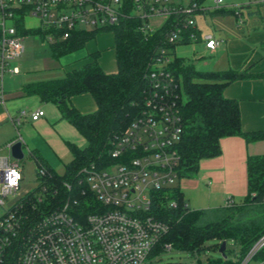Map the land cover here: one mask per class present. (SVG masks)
<instances>
[{
  "label": "built area",
  "instance_id": "obj_1",
  "mask_svg": "<svg viewBox=\"0 0 264 264\" xmlns=\"http://www.w3.org/2000/svg\"><path fill=\"white\" fill-rule=\"evenodd\" d=\"M220 8L221 0H214ZM204 8L196 0H133L130 9L123 0H0V99L5 101L6 75L20 72L15 63L25 51L17 19L33 15L40 26L52 28L48 42L66 38L76 28L117 24L121 19L143 20L140 29L154 32L167 24L166 45H159L149 63L143 108L121 132L113 136L111 161L90 162L75 175L82 195L95 197L93 211L77 216L78 193L69 181L56 184L45 180L46 169H38V182L21 193L23 168L11 147L25 141L20 132L23 118H41L45 111L20 109L10 115L18 135L7 143L8 154H0V206H9L0 216V264H142L163 242L170 224L155 214V208H176L175 187L180 182L179 142L184 132L180 85L170 70L175 54L168 44L187 39L202 40L215 51L222 40L201 36L195 15ZM135 12V13H134ZM162 22L154 23L156 19ZM159 21V20H158ZM26 26V22H25ZM30 155L38 161L31 149ZM20 174L9 186L8 173ZM264 246L262 235L239 264H248ZM264 264V260H259Z\"/></svg>",
  "mask_w": 264,
  "mask_h": 264
},
{
  "label": "trees",
  "instance_id": "obj_2",
  "mask_svg": "<svg viewBox=\"0 0 264 264\" xmlns=\"http://www.w3.org/2000/svg\"><path fill=\"white\" fill-rule=\"evenodd\" d=\"M128 9L133 0H123ZM203 4L207 0H196ZM219 11L222 9H218ZM235 11V10H234ZM242 12L239 8L235 13ZM264 22V15L259 10L252 11ZM22 34L35 31L45 38L52 28L25 26V18L17 19ZM143 20L137 17L121 19L114 25L94 28L73 29L66 38L57 37L49 42L55 59L85 47L101 30L113 31L117 70L107 73L98 57L100 52L89 54V60L82 66L68 70L65 76L54 79L29 82L23 89L28 95H38L43 102L55 103L66 119L87 139V145L80 147L68 142L73 160L66 165L64 173H57L51 166L43 165V159L35 155L40 166L46 169L45 180L60 187L64 181L71 182L78 193L77 216L83 219L93 211L95 197L91 192L82 195V186L77 185L75 175L83 165L90 162L104 163L111 161L109 152L114 135L121 133L143 108L146 73L149 63L157 55L159 45H166L167 24L154 32L140 29ZM242 25L239 28L242 29ZM264 27V24H263ZM257 28V27H254ZM191 42L187 39L180 43ZM168 44L174 48L176 44ZM170 70L176 76L181 93V108L184 119V132L179 142L181 155L178 172L180 179L191 178L199 170L202 159L218 156L221 152V139L226 136L240 135L251 142L264 139V130L246 132L242 129L239 101L226 97L225 87L240 79L261 77L244 69L201 71L186 58L175 55ZM90 93L97 108L93 112L82 113L70 104L75 95ZM248 193L241 202L229 199L226 204L208 209L190 208L181 191L180 184L175 187L173 198L177 200L176 208L166 206L155 208V214L170 224L163 242L180 250L201 252L210 239L216 240L212 245L219 250L223 240L233 239L241 246L240 258L230 257L212 260L210 264H239L254 243L264 235V154L249 156ZM226 248V253H227ZM163 252L161 245L153 251ZM254 259L264 260V246L254 255Z\"/></svg>",
  "mask_w": 264,
  "mask_h": 264
},
{
  "label": "rangeland",
  "instance_id": "obj_3",
  "mask_svg": "<svg viewBox=\"0 0 264 264\" xmlns=\"http://www.w3.org/2000/svg\"><path fill=\"white\" fill-rule=\"evenodd\" d=\"M183 1L185 3L189 2V0ZM202 6L208 9L203 12H198L195 15L202 37L213 35L219 38L223 36L225 32H229L232 29L239 30V25L241 24L245 29H250L251 25L255 27L256 25L264 24L257 13L252 12L259 10L261 15H264V0H221V7L218 8L222 9L220 11L214 8V0H207ZM239 8L242 9V12L237 15L235 11ZM163 20L164 18H160L153 22L157 23ZM25 22L28 28L35 29L40 26L39 18L33 15L28 16ZM87 29L92 30L93 28L88 26ZM22 42L25 47L24 54L15 60V63L21 66L22 74L19 76L18 74L17 76L7 74L5 80L6 104L13 115H16V110L20 109L34 111L41 108L45 111V105H49L53 113L56 111V106H54L53 103H45L41 101L37 95H24L21 86L25 82L63 77L66 74V68L70 64L78 62L80 59L89 60V53L97 51L100 52L98 60H100V58H106L108 61L115 64L116 67V55L113 48L114 33L111 30H101L95 38L87 42L85 47L69 53L60 59L53 58L50 43L46 38L36 34L34 30L24 33ZM171 51L177 56L186 58L187 61L194 64L198 70H215L213 62L216 59V55L211 54L205 48L201 39L176 44ZM22 99L28 100L22 102ZM46 118L47 114L41 117V119L45 121ZM26 119L27 118H23L22 124L20 125V131L24 136H27L25 133V126L28 125V122L35 124V121ZM36 124L38 125H34V130L36 132L38 131L41 140L47 145L45 155L47 154L46 159L48 161L43 160V165L52 166L59 174L64 173L66 165L73 160V155L68 148V142H73L83 148L88 143L86 137L62 117L46 122L39 121ZM16 135H18L17 131ZM27 143L28 145H24L26 151L25 157L20 160L24 176L20 190L22 194L25 190L33 188L38 182L37 162L28 151L29 147L34 148V144L32 141H28ZM32 151L34 155H40L39 152L34 149ZM4 153H7V150H4ZM9 202L11 203L12 201H7L5 207L0 206V216L3 215L5 209L9 206ZM190 208L197 209L194 208L193 203ZM208 208L210 207L198 209ZM215 242L216 240L210 239L207 242V246L201 250L200 253L190 250H180L174 247L171 250H165L157 254L151 252L142 264H210L212 260L222 257L219 250L216 249L215 246H212ZM226 242L228 249L227 256L235 260L239 259L241 255V246L233 239H228ZM248 264H259V261L253 258Z\"/></svg>",
  "mask_w": 264,
  "mask_h": 264
},
{
  "label": "crops",
  "instance_id": "obj_4",
  "mask_svg": "<svg viewBox=\"0 0 264 264\" xmlns=\"http://www.w3.org/2000/svg\"><path fill=\"white\" fill-rule=\"evenodd\" d=\"M250 27V29L242 27L239 30L232 29L225 32L223 36L219 37L222 40L221 45L213 52L206 48L211 54L216 55L213 62L215 70L233 68L244 69L258 75L264 74V27L263 25H256L257 28L252 25ZM113 48L115 50L114 45ZM87 61V59H80L78 62H71L72 64L66 69L68 71L74 67L82 66ZM99 62L107 73L116 72L117 61L116 67L106 58H100ZM19 68L18 76L22 74L20 65ZM13 76H17V74ZM29 82H25L21 86L24 95L28 94L25 93L23 87ZM224 94L226 97L239 101L242 129L244 131L264 130V80L261 77L236 80L225 87ZM26 100L28 99H22V102H26ZM70 104L82 113L93 112L97 108L94 98L89 93L72 96ZM53 105L56 106L54 113L49 105L44 106L45 114L43 116L47 114L46 121L61 117L60 109L55 103ZM10 115H13V113L7 108L6 98L4 102L0 99V154L2 155L8 154L7 143L17 137V130L10 121ZM27 119L32 120L29 117ZM33 121H35V124L28 122V125L25 126L27 136H24L23 133L21 135L25 144L28 145V141H32L34 144V148H29L39 152V156L48 161L46 159L47 154L45 155L47 145L41 140L38 131L34 130V125L39 124H36L37 122L46 121L41 118ZM220 143L222 152L218 156L202 159L197 175L191 178H182L179 182L189 207L192 203L194 208L197 209L218 207L226 204L230 198L236 202H241L248 193V157L264 154V139L247 142L244 137L233 135L222 138ZM4 150H7V153H4Z\"/></svg>",
  "mask_w": 264,
  "mask_h": 264
},
{
  "label": "water",
  "instance_id": "obj_5",
  "mask_svg": "<svg viewBox=\"0 0 264 264\" xmlns=\"http://www.w3.org/2000/svg\"><path fill=\"white\" fill-rule=\"evenodd\" d=\"M11 153L12 156L21 160L24 158V151L22 148V142L21 141H17L16 143H14L11 147ZM226 248H227V242L226 240H223L221 242V245L219 247V252L221 253V255L226 258L227 257V253H226Z\"/></svg>",
  "mask_w": 264,
  "mask_h": 264
},
{
  "label": "clouds",
  "instance_id": "obj_6",
  "mask_svg": "<svg viewBox=\"0 0 264 264\" xmlns=\"http://www.w3.org/2000/svg\"><path fill=\"white\" fill-rule=\"evenodd\" d=\"M20 179V174L15 169L8 173L7 182L9 186H14L18 183Z\"/></svg>",
  "mask_w": 264,
  "mask_h": 264
}]
</instances>
